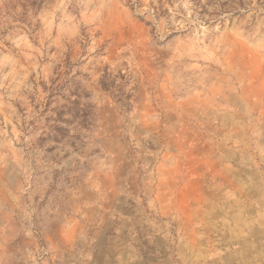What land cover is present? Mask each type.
<instances>
[{
    "label": "rangeland",
    "instance_id": "374dc122",
    "mask_svg": "<svg viewBox=\"0 0 264 264\" xmlns=\"http://www.w3.org/2000/svg\"><path fill=\"white\" fill-rule=\"evenodd\" d=\"M0 264H264V0H0Z\"/></svg>",
    "mask_w": 264,
    "mask_h": 264
}]
</instances>
